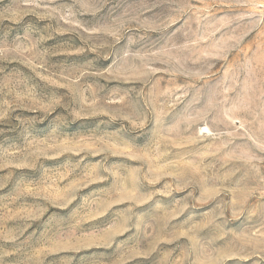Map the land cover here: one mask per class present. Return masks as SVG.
<instances>
[{
	"label": "rangeland",
	"instance_id": "1",
	"mask_svg": "<svg viewBox=\"0 0 264 264\" xmlns=\"http://www.w3.org/2000/svg\"><path fill=\"white\" fill-rule=\"evenodd\" d=\"M0 264H264V0H0Z\"/></svg>",
	"mask_w": 264,
	"mask_h": 264
}]
</instances>
